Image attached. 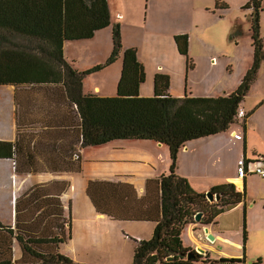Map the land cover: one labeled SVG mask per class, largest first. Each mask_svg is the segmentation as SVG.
I'll use <instances>...</instances> for the list:
<instances>
[{
	"label": "trees",
	"instance_id": "obj_1",
	"mask_svg": "<svg viewBox=\"0 0 264 264\" xmlns=\"http://www.w3.org/2000/svg\"><path fill=\"white\" fill-rule=\"evenodd\" d=\"M219 5L217 3V7ZM245 9L253 11L251 38L254 61L235 92L218 98H174L168 94L170 78L158 74L154 80L155 95L145 98L140 96V88L146 80L145 68L138 59L137 49L124 48L119 26L114 28L113 51L104 64L79 72L65 58L66 42L93 39L97 32L111 26L107 0H0V87H15L19 91L25 87L55 88L52 99L59 104L61 111L62 108L66 110L68 130L63 136L66 134L72 139L68 140L71 149L78 144L95 147L132 140L153 141L169 148L170 173L156 180V190L153 191L154 205L159 208L160 217L153 238L137 242L132 264H165L172 256L180 264L199 262L202 256L183 247L181 235L185 226L195 224L199 214L202 215L199 225H213L220 215L246 203L245 188L239 192L233 184L214 187L210 192L220 196V200L211 203L207 194L197 193L187 180L176 174L178 154L188 143L220 135L238 120H243L246 129L249 115L239 118V112L264 64V35L259 25L260 14L264 15V0H250ZM15 36L33 41L38 46L35 49L7 48L5 45L11 46L9 38ZM174 39L179 53L187 59V69H193L194 64L189 57V36L177 35ZM120 58L122 70L117 96L86 94V77L103 71ZM24 95L30 96L27 105H30L28 101H36V97ZM46 114L49 116L48 112ZM57 140L54 137L48 146L61 154ZM39 147L42 149L44 146ZM19 156L18 148L12 143L0 142V160L9 159L18 169ZM59 169L81 172L80 156L73 164H60ZM152 183H148L149 192ZM61 186L60 193L66 188ZM87 192L97 212L112 218L116 217L109 209L112 204L123 205L131 218L141 219L145 213L141 209L145 201L138 200L130 186L91 183ZM118 192L120 196L112 198ZM47 193L44 186L33 188L16 203L15 225L6 226L0 221V264H30L13 261L14 246L23 256H30L41 264H79L61 252V247L71 240V222L65 216L60 199L50 198ZM130 208L133 209L128 210ZM28 212L34 218L25 223L22 215ZM35 226L55 233L41 237L34 231ZM29 228L35 236H27L31 233ZM246 234L244 223L245 241ZM44 245L54 247L55 251L41 254L37 248ZM189 255L192 260L186 262ZM244 263V259L211 262Z\"/></svg>",
	"mask_w": 264,
	"mask_h": 264
},
{
	"label": "crops",
	"instance_id": "obj_2",
	"mask_svg": "<svg viewBox=\"0 0 264 264\" xmlns=\"http://www.w3.org/2000/svg\"><path fill=\"white\" fill-rule=\"evenodd\" d=\"M107 1L111 26L95 34L94 42L90 44L88 53L97 62L96 64H103L104 61L100 62V60H105L104 58H109L112 54L111 42L113 46V31L116 26H119L121 36L127 26L137 28L136 25H132L125 8V10H117L113 17L110 7L111 0ZM249 1L239 0L238 8L245 9ZM217 3L220 4L218 7ZM216 9L226 12L229 7L224 0H216ZM196 13L197 10L193 9L190 14L194 17L199 12ZM260 20L261 18H259V25ZM110 29H113L112 32ZM183 33L184 31L180 34L184 35ZM67 43L64 47L65 58L77 69L78 61L77 59L70 61V50L67 49ZM124 48L130 49L129 47ZM171 55L176 59L174 63L176 67L169 66L167 69L162 67L163 71L156 70L151 79L146 76L147 84L145 86L143 84L140 88L141 97L150 98L152 96L154 80L158 74L170 78L168 94L171 97L213 98L212 96H217L219 91L216 89H197L194 80L192 84H189L190 72L195 70L196 65L193 69L188 70L186 57L179 53L186 59L185 66L177 60L179 56L176 50H171ZM189 57L192 60L191 46L189 47ZM119 61L122 59H118L117 62ZM91 68L84 64L77 70L84 72ZM262 68H264V64ZM185 76L187 82L184 86L182 82ZM173 77L177 82L179 81L181 87L176 88L172 85ZM117 80L111 73L108 75L107 85L96 86L93 92H86L84 85V91L86 94L98 97H115L114 86ZM28 97L30 98V96L21 94L15 87H0V142L12 143L14 147L18 148L20 154L18 169L21 170L16 169L15 163L9 159L0 160V208L4 206L3 210H0V221L3 224L6 222L8 225L14 226L16 203L33 188L44 186L48 189L47 195L50 198L60 199L65 216L70 218L71 240L61 247L63 254L79 264H132L137 242L149 241L153 238L157 220L160 217V210L154 205L155 194L153 191L156 190V180L170 173L171 160L170 151L165 148L167 146L153 141L132 140L114 141L95 147H81L78 144L74 146V149H71L68 142L58 139L56 142L57 145H60L61 150V154H59L48 146V143L53 142L54 136L47 134L50 131H67V124L38 123L29 110L31 106L26 103L29 100ZM64 110L62 108V114L67 117L66 110ZM239 133L233 128L227 135H217L213 136L214 138L208 137L188 143L178 154L176 174L187 180L197 193L207 194L214 187L233 184L237 191L240 189L243 191L245 188L247 194L249 179L256 175L239 179L236 174L229 175L222 169V166L228 168L231 160H233V167L242 159L259 162L253 159L255 155L259 159H264V137L258 135L257 143L260 151H257L255 148H258V145L256 143L252 145L249 142V132H246L244 134V153L241 159V142L231 137V135L233 137L241 136ZM39 145L44 147L41 149ZM229 153H235L237 156L230 158ZM79 156L81 172L59 169L60 164H73ZM149 182H153L150 185V192L148 191ZM91 183L130 186L134 190L136 198L145 201L141 207L145 212L144 215L141 219L131 218L129 213L125 212L127 210L122 207L123 205L115 206L113 204L109 209L116 216L115 218L97 212L87 192ZM61 185L66 186L62 193H60ZM119 196L118 192L112 195V198ZM242 220L246 225V241L244 240V227L243 229L241 227ZM192 226L190 244L187 247L183 244V247L202 257L199 262L189 264H211L213 261L222 259H244V264H264V196L260 199H251L247 195L245 204L226 211L218 217L215 224L202 227L199 223H195ZM199 250L204 253H199ZM185 260L188 261L187 258Z\"/></svg>",
	"mask_w": 264,
	"mask_h": 264
},
{
	"label": "rangeland",
	"instance_id": "obj_3",
	"mask_svg": "<svg viewBox=\"0 0 264 264\" xmlns=\"http://www.w3.org/2000/svg\"><path fill=\"white\" fill-rule=\"evenodd\" d=\"M224 2L229 7L226 12L216 9V0H111L110 7L113 17L117 10L126 9L127 16L131 20L132 25L137 26L136 29L132 26L125 28L122 35L123 45L124 47L138 50L139 60L145 67L147 78L151 79L156 70L162 72V67L164 69H167L169 66L176 67L174 64L176 59L171 55V50H176L179 56L177 60L186 66V59L179 55L174 42V37L181 35L180 33L184 31L183 34L189 36L191 58L194 65H196L195 70L190 72L189 84H192L194 80L197 89H216L219 93L217 96L212 97L218 98L227 95V93H233L239 88L254 61V48L250 36L253 11L238 8L239 0H224ZM193 9L197 10V13L199 12L194 17L190 14L193 12ZM260 18V27L264 35V15L262 14ZM110 30L112 32L113 29ZM9 39L11 46L9 44L5 46L10 49L15 47L20 49H35L38 46L37 43L20 36L10 37ZM93 42L94 39L92 41L67 43V49L70 50V61L77 59L78 63L76 67L78 70L84 64L86 67L92 68L102 65L96 64L97 62L88 54L90 44ZM112 47L111 42V51ZM104 59L100 60V62L104 61L102 62L103 64L108 58ZM121 69L122 61H119L101 72L89 75L84 81L86 92H93L96 86L107 85L108 75L113 73L116 79H118L114 86V96H116ZM147 78L143 86L147 84ZM186 82L185 76L182 82L184 86ZM172 85L176 86V88L181 87L179 81L177 82L174 77ZM20 92L36 97L35 102L28 101V103L31 106L29 110L35 116L38 123L44 122L46 125H65L67 123L62 114L61 107L52 99L53 94L56 92L55 88L25 87L20 88ZM153 94L154 86L152 96ZM241 110L246 112L245 115H250L246 124L247 129H245L243 120H238L228 131L219 136L227 135L233 128L239 131L241 135L240 150L242 159L244 153V134L249 132V142L252 145H255V143L258 145V148H255L257 151H260L259 144L257 143L258 135L264 137V68L258 71L257 78L252 84L241 106ZM46 112H48L49 116H46ZM42 115L43 118L41 119ZM64 133L65 131H50L47 135H53L55 138L63 139L69 143L72 139L68 138L66 134L63 136ZM231 137L232 139L235 138L232 135ZM165 148L169 151L167 147ZM229 156L233 158L237 155L229 153ZM254 157L253 159L256 161H262L257 158V155ZM232 163L233 160L230 161L228 168L222 166V169L229 175L236 174L238 176V164L233 167ZM248 183L247 195L249 198L260 199L264 196V178L253 176L249 179ZM241 191L242 189L239 192ZM260 204L258 206H261ZM3 207L1 206L0 210H3ZM33 216L29 212L24 213L22 220L27 223L34 218ZM4 225L7 226L8 223L5 222ZM241 225L243 229V220ZM35 227L34 231H36V234H40L44 238L52 236L53 232L55 233V231L52 232V230L47 228ZM192 228V224H188L182 231L181 239L185 247L190 244V232ZM29 231L31 233L27 234V236H35V232L31 228H29ZM37 251L43 255H48L52 251H55V248L44 245L39 246ZM13 261L41 264L30 256H23L17 246L13 248Z\"/></svg>",
	"mask_w": 264,
	"mask_h": 264
},
{
	"label": "built area",
	"instance_id": "obj_4",
	"mask_svg": "<svg viewBox=\"0 0 264 264\" xmlns=\"http://www.w3.org/2000/svg\"><path fill=\"white\" fill-rule=\"evenodd\" d=\"M245 116V112L241 110L239 112V118H244ZM235 139L240 140L241 136L236 135ZM261 160L262 161L259 162H249L246 159L240 160L238 162V178L245 179L249 175H256L264 178V159ZM178 264L180 263L178 262Z\"/></svg>",
	"mask_w": 264,
	"mask_h": 264
},
{
	"label": "water",
	"instance_id": "obj_5",
	"mask_svg": "<svg viewBox=\"0 0 264 264\" xmlns=\"http://www.w3.org/2000/svg\"><path fill=\"white\" fill-rule=\"evenodd\" d=\"M207 198H208V200H209L211 203L218 202V201L220 200V196H218V195H214V194H212L211 192H208V193H207ZM201 219H202V215L199 214V215L196 217V219H195L196 223H200ZM206 231H207V230H206ZM209 240L211 241L210 238H209ZM198 252L201 253V254L204 253L202 250H199ZM187 260H188V261H191V260H192V256L189 255V256L187 257ZM165 264H178V259L175 258L174 256H172V257L168 258V259L165 261Z\"/></svg>",
	"mask_w": 264,
	"mask_h": 264
}]
</instances>
